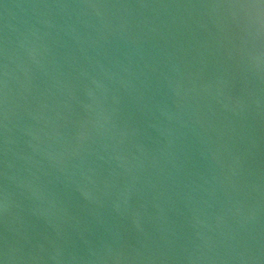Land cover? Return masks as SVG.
<instances>
[{
    "label": "water",
    "instance_id": "obj_1",
    "mask_svg": "<svg viewBox=\"0 0 264 264\" xmlns=\"http://www.w3.org/2000/svg\"><path fill=\"white\" fill-rule=\"evenodd\" d=\"M0 264H264V0H0Z\"/></svg>",
    "mask_w": 264,
    "mask_h": 264
}]
</instances>
